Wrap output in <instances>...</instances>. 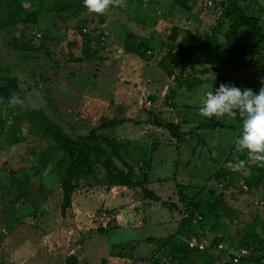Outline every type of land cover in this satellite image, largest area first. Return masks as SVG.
<instances>
[{"label":"rangeland","instance_id":"1","mask_svg":"<svg viewBox=\"0 0 264 264\" xmlns=\"http://www.w3.org/2000/svg\"><path fill=\"white\" fill-rule=\"evenodd\" d=\"M18 1L30 11L49 0ZM220 1L190 0L189 11L182 12L172 0H143V7L110 6L103 15L86 10L72 18L41 16L39 24L29 25L25 35L18 27L0 31V84L7 76L16 77L23 101L15 106L10 101L0 102V264H65L70 255L77 256L79 264L111 263L113 257L119 264H264V167L251 164L236 146L232 150L242 133L239 116L214 117L233 128L188 135L176 165L177 141L164 127L127 122L104 130L120 139L137 136L141 153L134 161L139 173L149 157L156 159L150 161L153 166L148 176L153 183L146 187L160 200L144 205L139 189L128 192L131 198L119 196L121 189H113L107 196L100 168L94 166V174L81 175L74 207L64 217L55 165L59 156L49 160L44 155L46 143L33 133L29 119L15 123L21 112L34 108L75 134H86L101 117L114 116L173 121L188 131L208 120L199 113L201 100L221 83L258 92L264 86V67H260L264 66V47L255 57L257 65H236L229 75L224 74V67L213 70L184 55L175 65L174 80L158 73L156 65L165 51L161 40L170 27L179 24L197 35L207 31L220 12ZM241 3L248 4L264 31V0ZM119 22H126L127 27ZM99 27L106 33L102 48L84 37ZM130 28L137 38L152 40L140 56L123 50V36ZM225 28L226 24L220 28V43ZM38 32L41 35L35 38ZM14 37H24L42 49H13L9 40ZM248 56L241 58L247 60ZM143 73L149 78L141 80ZM182 78L202 83L188 90L176 84ZM155 140L163 144L157 150L152 148ZM250 174L263 176L259 188L244 185V175ZM172 177L192 185L183 190L184 201L200 198L205 212L206 199L214 191L219 194L214 213L223 214L224 220L216 232L210 228L214 221L211 213L181 225L185 202ZM85 196L90 201L79 205L78 200ZM123 200L138 205L128 211L126 203H120ZM76 203L82 220L74 218ZM101 220L107 221L106 228ZM186 242L192 251L187 255L180 250ZM234 257L237 262L232 261ZM239 257L246 260L241 263Z\"/></svg>","mask_w":264,"mask_h":264},{"label":"trees","instance_id":"2","mask_svg":"<svg viewBox=\"0 0 264 264\" xmlns=\"http://www.w3.org/2000/svg\"><path fill=\"white\" fill-rule=\"evenodd\" d=\"M241 1L243 0H221L219 2L220 12L215 19L214 25L199 35L184 29L182 25H172L168 34L161 40L165 51L158 60L157 66L163 74L167 77H172L174 80L175 65L180 62L182 55L188 57L192 63L209 65L213 70H216L219 66L224 67L223 72L226 75H229L231 69L236 65H257L258 61L255 57L264 47V31L259 18L250 12L248 4H242ZM189 2L190 0H172V5L180 11L186 12L190 9ZM126 4L127 7H133L135 4L140 7L144 5L143 0H126ZM86 10L83 0H49L30 11L23 9L18 0H0V31L18 27L25 35L29 25L39 24L41 16L50 18L66 16V18H72L81 15ZM225 24L223 41L220 43V28ZM84 37L93 39L98 45L97 48H102L106 41V33L100 27L87 31V34L84 33ZM151 41L150 39L137 38L136 34L127 30L123 36L122 47L126 53L140 56L148 46L152 45ZM9 44L13 49L21 52H37L42 49V46H35L24 37L10 38ZM146 52L150 53V51ZM246 55H249L248 59L242 60L241 57ZM177 80L176 84L178 87L185 85L188 90L202 83L200 80H196L195 83L187 82L183 78ZM169 92L171 96L175 95L174 89H170ZM13 93L18 97L22 95L17 78L7 76L4 82L0 84V102L10 101ZM48 103L54 110L57 109L51 100H48ZM24 119H29L33 133L40 135L46 143L44 155L49 160L56 155L59 156L55 165L61 191L60 214L63 217L71 207L72 193L77 187V182L81 179V175L85 172L94 174L92 173L94 166H99L100 168L99 171H101L105 189H110L113 186H124L132 190L138 188L143 198L154 201L160 200L156 193L146 187L149 182L146 169L147 163L144 162L140 173L136 171L134 165L123 158L122 151L127 143L117 135L106 133L104 130L126 122L141 124L146 121L157 127H164L169 131L170 136L177 141L174 144L176 152L174 164L176 165L180 146L185 142L188 135L190 136L199 130L233 128L214 117L198 123L188 131H182L180 125L173 121L166 123L160 120L139 121L129 117L114 116L112 118L101 117L98 124L92 126L86 134H75L73 131H64L60 124L51 121L38 109L30 108L21 112L15 123H19ZM153 146L155 145L153 144ZM234 149L235 143L232 150ZM232 150L229 154H231ZM46 163L47 160H45ZM172 178L174 180V177ZM262 180L263 176L250 174L244 175L243 181L244 185L249 188H259L263 184ZM175 186L181 192V195H179L184 203L183 190L191 189L192 185L183 186L175 182ZM218 195L214 191L206 199L204 204L206 212L203 210L200 198L185 202L183 204L185 208L184 216L180 221L181 225H190V221L195 217L200 219L204 213L208 215L211 213L214 221L210 228L216 232L224 220L223 214L214 213L218 205ZM180 250L186 255L192 252L187 242L181 244ZM245 260L246 258L239 257L241 263ZM65 264H79V259L75 255H70L66 258Z\"/></svg>","mask_w":264,"mask_h":264},{"label":"clouds","instance_id":"3","mask_svg":"<svg viewBox=\"0 0 264 264\" xmlns=\"http://www.w3.org/2000/svg\"><path fill=\"white\" fill-rule=\"evenodd\" d=\"M83 5L89 13L97 15L106 13L110 6L127 7L126 0H83ZM10 103L15 106L23 104V101L13 93ZM199 113L217 119L239 116L243 121L242 133L236 139L235 146L246 153L251 164L264 167V86L254 92L251 88L241 90L235 85L221 83L215 92L206 93L201 100Z\"/></svg>","mask_w":264,"mask_h":264},{"label":"crops","instance_id":"4","mask_svg":"<svg viewBox=\"0 0 264 264\" xmlns=\"http://www.w3.org/2000/svg\"><path fill=\"white\" fill-rule=\"evenodd\" d=\"M120 23V26L121 27H123L124 25L127 27V25H126V22H119ZM128 24V23H127ZM129 31H131V32H133L134 34H135V32L130 28L129 29ZM136 35H138V34H136ZM142 37V36H141ZM156 68L158 69V73L159 74H162L163 75V72L158 68V66L156 65ZM144 78H146V79H148L149 78V76H148V74H144L143 73V76L141 77V80H143ZM122 81H124V80H122ZM139 87V86H138ZM140 88H144V87H140ZM146 113V112H145ZM126 117V116H125ZM138 120L139 121H145V119H141V118H138ZM148 120V119H147ZM127 123V122H126ZM126 123H123V124H120V125H117V127H122L123 125H125ZM148 125V126H151L152 127V125H154V124H151V122H149V121H146L145 123H141V124H139V125ZM116 127V126H115ZM114 127V128H115ZM154 127H155V125H154ZM159 128V127H158ZM158 128H156V129H158ZM137 136H135L134 138L132 137V138H129V139H122V140H124L126 143H127V145H126V147L123 149V151H122V154H123V158H125L129 163H131V164H133L134 165V167H135V170L137 171V162L136 161H134V160H136V159H138V154L139 153H141V151H139L138 149H137V146H138V140H137V138H136ZM171 137V136H170ZM156 142H154V143H156V144H154L155 146H153L152 148L153 149H155V150H157L160 146H163V144L162 143H160V142H158L157 140H155ZM140 142V141H139ZM153 158H151V157H149V159L147 160L148 162H146L147 163V167H146V169H147V175L149 176V171H150V169L152 168L151 167V165H152V163H151V165H150V161L152 160ZM153 160H156V159H153ZM153 166V165H152ZM148 179H149V177H148ZM175 180V179H174ZM175 182H177L178 184H181V185H189V186H191L190 184H182V183H180V182H178V181H176L175 180ZM174 182V183H175ZM151 183H153L152 182V180H150L149 179V182H148V184L150 185ZM147 184V185H148ZM77 187L75 188V190H74V192L72 193V202H71V206H72V208L74 207V204H75V202H74V198H75V193L77 192ZM113 189H121V194L119 195V196H124L123 198H131L129 195H128V192H131V191H136L137 192V189L138 188H136V189H134V190H132V189H128V188H126V187H124V186H113V187H111L110 189H107V190H109V191H107V190H105V192L107 191V193H106V195L107 196H109V195H111L112 193H111V190H113ZM140 190V189H139ZM76 191V192H75ZM127 191V192H126ZM85 194V193H84ZM105 195V196H106ZM157 195V194H156ZM79 202H77L78 204L79 203H82L83 204V202L84 203H86L87 204V201H90L89 199H87V197L85 196V198H81V199H79L78 200ZM150 202H152V204H154L155 202L154 201H152V200H150V199H147V198H144L142 201H141V203H143L144 205L145 204H147L148 206H149V203ZM76 203V205L78 206V204ZM120 203H126V202H124V200L122 201V202H120ZM80 205V204H79ZM105 205V204H104ZM123 205H125V208H128L129 207V209H128V211L133 207V205H138V202L137 203H135V204H131V203H126V204H123ZM71 208V207H70ZM151 207H149V209H150ZM88 209V208H87ZM148 209V208H147ZM132 210V209H131ZM130 210V211H131ZM73 211H74V213H76L75 214V219H79V220H82L83 219V217L81 216V213H80V206H78L77 208H74L73 209ZM85 213H87V214H89V212L88 211H85ZM92 214V213H91ZM115 217H117L118 218V215L117 216H115ZM147 220L146 219H143L142 220V222H144V224H145V222H146ZM114 244H117V243H114ZM111 256H115L113 253H112V255ZM111 263H105V264H119V262L118 261H116V259H114V257L113 258H111ZM121 263H123V264H125L124 262H121ZM120 263V264H121Z\"/></svg>","mask_w":264,"mask_h":264},{"label":"built area","instance_id":"5","mask_svg":"<svg viewBox=\"0 0 264 264\" xmlns=\"http://www.w3.org/2000/svg\"><path fill=\"white\" fill-rule=\"evenodd\" d=\"M37 37H40V33H39V32L35 34V38H37ZM154 53H155V52H154ZM146 105H147V107H148V106L150 105V102L147 101V102H146ZM100 224H101V226H102L103 228H106V227H107V221H106V220H101ZM233 260H234V262H236V261H237V258H234Z\"/></svg>","mask_w":264,"mask_h":264}]
</instances>
